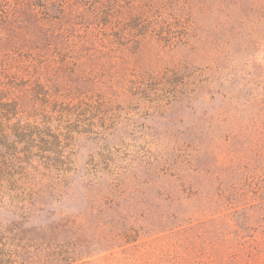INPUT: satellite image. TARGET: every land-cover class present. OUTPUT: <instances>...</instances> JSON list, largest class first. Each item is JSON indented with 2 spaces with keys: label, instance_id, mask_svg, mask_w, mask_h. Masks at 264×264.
<instances>
[{
  "label": "rangeland",
  "instance_id": "1",
  "mask_svg": "<svg viewBox=\"0 0 264 264\" xmlns=\"http://www.w3.org/2000/svg\"><path fill=\"white\" fill-rule=\"evenodd\" d=\"M0 264H264V0H0Z\"/></svg>",
  "mask_w": 264,
  "mask_h": 264
},
{
  "label": "trees",
  "instance_id": "2",
  "mask_svg": "<svg viewBox=\"0 0 264 264\" xmlns=\"http://www.w3.org/2000/svg\"><path fill=\"white\" fill-rule=\"evenodd\" d=\"M60 168V167H59ZM64 170V172L63 173H65V171H66V169L65 168H62V171ZM62 173V174H63ZM65 176V174H63V175H61V174H59V176L58 177H64ZM62 260H65V259H56V262H59V261H62Z\"/></svg>",
  "mask_w": 264,
  "mask_h": 264
}]
</instances>
